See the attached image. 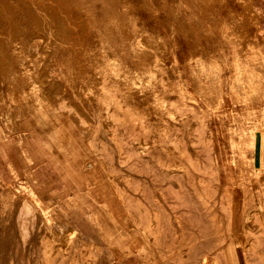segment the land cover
<instances>
[{
	"label": "rangeland",
	"instance_id": "1",
	"mask_svg": "<svg viewBox=\"0 0 264 264\" xmlns=\"http://www.w3.org/2000/svg\"><path fill=\"white\" fill-rule=\"evenodd\" d=\"M0 6V264H241L264 0Z\"/></svg>",
	"mask_w": 264,
	"mask_h": 264
},
{
	"label": "crops",
	"instance_id": "2",
	"mask_svg": "<svg viewBox=\"0 0 264 264\" xmlns=\"http://www.w3.org/2000/svg\"><path fill=\"white\" fill-rule=\"evenodd\" d=\"M253 155V163L255 165L260 166L264 164V136H261V134L259 135L257 140H255ZM248 219L250 218L245 216V220L243 223H246V221L249 222ZM252 223L253 227L255 226V224H258V227H260L261 230L259 228L258 231L249 232V236L251 235V233L254 235V246L252 248H246V246H243L241 264H264V215H255ZM256 240H258L257 243ZM209 264L213 263L211 262Z\"/></svg>",
	"mask_w": 264,
	"mask_h": 264
},
{
	"label": "bare ground",
	"instance_id": "3",
	"mask_svg": "<svg viewBox=\"0 0 264 264\" xmlns=\"http://www.w3.org/2000/svg\"><path fill=\"white\" fill-rule=\"evenodd\" d=\"M21 1L22 0H0V4L1 5H3L2 7H7L8 9H11V10H13V11H16V10H18V9H20V4H21ZM7 8H5V9H7ZM0 9H2L1 8V6H0ZM198 62H199V60H198ZM198 64V63H197ZM202 65V64H201ZM199 66V65H198ZM210 66V65H209ZM208 66V67H209ZM207 67V66H206ZM204 74V73H203ZM218 77V76H217ZM101 79V78H100ZM93 80V79H92ZM219 80H221V82H222V79H219ZM94 81V80H93ZM139 81V80H138ZM205 81V80H204ZM97 82H99L100 84L102 83V82H100V80L99 81H97ZM210 83H212V82H210ZM219 83H220V81H219ZM133 84V83H132ZM221 84V83H220ZM95 85H97L96 83H95ZM102 85V84H101ZM197 85V84H196ZM216 85H218V84H216ZM222 85H223V83H222ZM221 85V86H222ZM97 86H99V85H97ZM137 86V85H136ZM139 87V86H138ZM185 87V86H184ZM223 87V86H222ZM221 87V88H222ZM135 89H136V87H135ZM219 89V88H218ZM218 91H220V90H218ZM143 92V91H142ZM220 92H222V91H220ZM142 94V93H141ZM221 94V93H220ZM92 118V117H91ZM86 125V124H85ZM93 132V131H92ZM241 201V200H240ZM239 201V202H240ZM234 205V204H233ZM259 206V205H258ZM30 207V206H29ZM28 207V208H29ZM233 207V206H232ZM260 207V206H259ZM102 209V208H101ZM27 211V210H26ZM102 211V210H101ZM254 211V210H253ZM25 212V211H24ZM106 212V211H105ZM99 213V212H98ZM25 214V213H24ZM232 214V213H231ZM242 214H244L243 212H242ZM258 214V213H257ZM260 215V214H259ZM106 216V215H105ZM28 217V216H27ZM29 218V217H28ZM34 218V217H33ZM101 219V218H100ZM243 221V220H242ZM238 222H240V221H238ZM244 222V221H243ZM114 223V222H113ZM115 223H116V221H115ZM41 224V223H40ZM116 225V224H115ZM114 226V225H113ZM119 227H120V225H118ZM101 227V226H100ZM227 229V228H226ZM33 230V229H32ZM119 231V230H118ZM229 232V231H228ZM202 238V237H201ZM25 239H26V237H25ZM124 241V240H123ZM92 244H94V243H92ZM141 244V243H140ZM222 245V244H221ZM107 246V245H106ZM190 246V245H189ZM114 253V252H113ZM20 254V253H19ZM221 257V256H220ZM206 263V262H205Z\"/></svg>",
	"mask_w": 264,
	"mask_h": 264
}]
</instances>
